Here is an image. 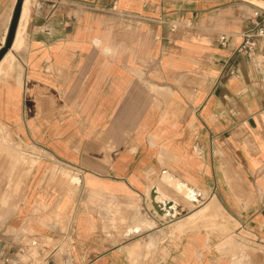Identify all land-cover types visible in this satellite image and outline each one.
Returning a JSON list of instances; mask_svg holds the SVG:
<instances>
[{
  "label": "crops",
  "instance_id": "0c3cea01",
  "mask_svg": "<svg viewBox=\"0 0 264 264\" xmlns=\"http://www.w3.org/2000/svg\"><path fill=\"white\" fill-rule=\"evenodd\" d=\"M16 2L0 0V49ZM28 4L0 64V189L16 182L18 142L25 155L17 224L49 232L52 209L70 204L78 264H264V54L236 51L264 0ZM181 16L191 26L171 31ZM204 206L232 228L217 245L200 230L196 249L184 229L177 248V227Z\"/></svg>",
  "mask_w": 264,
  "mask_h": 264
},
{
  "label": "built area",
  "instance_id": "2783aa9c",
  "mask_svg": "<svg viewBox=\"0 0 264 264\" xmlns=\"http://www.w3.org/2000/svg\"><path fill=\"white\" fill-rule=\"evenodd\" d=\"M252 21L253 26L243 32L242 41L236 48L238 53L251 58L264 54V10H255ZM190 26V21L181 16L171 22V31ZM218 41L221 46H226L229 37L221 34ZM1 228L0 264H78L73 253L78 240L73 221L66 228L55 222L49 232L29 224H20L5 231Z\"/></svg>",
  "mask_w": 264,
  "mask_h": 264
},
{
  "label": "rangeland",
  "instance_id": "374dc122",
  "mask_svg": "<svg viewBox=\"0 0 264 264\" xmlns=\"http://www.w3.org/2000/svg\"><path fill=\"white\" fill-rule=\"evenodd\" d=\"M29 7V4H28ZM29 11V10H28ZM38 146H33V156L32 159H29V165L35 166L38 164L40 161V156L38 154ZM25 166V155H24V146L18 142V156H17V179L15 184L13 185L14 187L10 191V186L8 187H3L0 189V226L2 227L1 229L3 231L14 228L19 226L20 224L24 223H19L18 219V224H17V217H19L20 209L22 207V204L20 203L23 199V186H24V180L26 177V173L24 170ZM65 179L68 181V184H72L73 179H72V174L67 172L65 173ZM71 181V182H70ZM10 192H13L12 194V204H7L5 201L9 198H7L10 195ZM155 193V194H154ZM192 196L194 198V202L198 201L197 194L195 191H193ZM6 198V199H5ZM153 198L154 202L158 204H162L164 208V213L161 214L162 216H168L172 215L175 218L178 216V210H177V205L173 200H167L164 203L160 201V199L157 196L156 191H153ZM43 206H37L36 208V213L41 214L43 210ZM193 210L196 208H199L198 206H192L191 207ZM209 206H204L202 207L201 210H199L197 213H194L192 216L188 218V221L185 222V226L181 225L177 227V232L175 233V242L177 244V248H179V244L181 240H183V235L182 233L184 232V229H192V232L194 233V236L192 237V244H193V249L197 248V243L200 240L199 236H195L196 233H199L200 230L202 229H207L210 234L208 237V244L211 245H217L218 244V237L215 235L218 230L220 232H229V230L232 228L231 222L230 221H222L219 220V214L216 209H209ZM73 206L70 204L68 205H59L55 206L54 209H52V213L54 217L57 219V223H59L61 228H66L68 225L73 221ZM113 215H112V222L110 229L116 230L118 233H122V230H124V215H122V212L119 211V209L115 206H113ZM207 210V212H205ZM10 217H15L14 219L8 220ZM15 221V225H12V222ZM26 224V223H25ZM167 234V233H166ZM222 239V238H220ZM228 240V243H232L233 238L229 237L226 238ZM213 243V244H212ZM196 258V257H194ZM193 258V261H194Z\"/></svg>",
  "mask_w": 264,
  "mask_h": 264
},
{
  "label": "water",
  "instance_id": "95a60500",
  "mask_svg": "<svg viewBox=\"0 0 264 264\" xmlns=\"http://www.w3.org/2000/svg\"><path fill=\"white\" fill-rule=\"evenodd\" d=\"M23 1L24 0H17L16 2L6 42L4 46L0 49V61L3 59L4 55L7 53V51L12 46V43L16 36V31H17L21 11H22ZM153 205L159 213H164V208L162 207V205L156 202H153Z\"/></svg>",
  "mask_w": 264,
  "mask_h": 264
},
{
  "label": "bare ground",
  "instance_id": "6f19581e",
  "mask_svg": "<svg viewBox=\"0 0 264 264\" xmlns=\"http://www.w3.org/2000/svg\"><path fill=\"white\" fill-rule=\"evenodd\" d=\"M23 3L24 4L22 5L23 7H22L21 15H20V24H19V27H18V30H17V36H16V40H15V43H14V47H19L21 45V43H22V31H21L22 21L27 17V15L29 13V11H28L29 10L28 0L23 1ZM5 59H6V56L2 59V62L0 64H2ZM0 67H1V65H0Z\"/></svg>",
  "mask_w": 264,
  "mask_h": 264
}]
</instances>
